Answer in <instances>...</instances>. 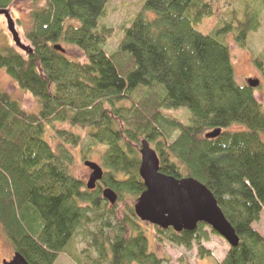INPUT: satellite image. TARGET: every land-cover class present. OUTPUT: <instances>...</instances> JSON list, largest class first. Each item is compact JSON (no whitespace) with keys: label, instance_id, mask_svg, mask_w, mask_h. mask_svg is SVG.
I'll return each instance as SVG.
<instances>
[{"label":"trees","instance_id":"trees-1","mask_svg":"<svg viewBox=\"0 0 264 264\" xmlns=\"http://www.w3.org/2000/svg\"><path fill=\"white\" fill-rule=\"evenodd\" d=\"M18 1L39 0H0V8ZM109 1L46 0L31 11L29 51L0 47V69L40 105L29 112L0 89V228L14 252L31 264H55L78 231L100 221L87 232L96 257L88 249L82 250L86 261L71 254L78 264H169L170 257L151 250V225L160 242L187 250L196 244L203 258L217 264H264V236L255 227L264 211V107L257 87L238 81L227 41L235 32L237 43L247 47L261 17L248 6L244 19L234 11L229 22L205 35L196 27L214 15L208 0H143L109 53L105 46L114 29L99 28ZM61 42L80 49L85 62L71 59ZM256 63L264 79L263 53ZM141 90L146 92L135 98ZM217 129L218 136H206ZM81 132L89 148L84 159L93 146L104 148L105 174L93 190L72 170L70 148L83 145ZM143 139L158 152L163 173L194 177L217 198L240 237L223 261L202 244L218 234L208 225L177 232L136 215L145 190L139 173ZM105 187L118 194L115 205L103 197Z\"/></svg>","mask_w":264,"mask_h":264},{"label":"rangeland","instance_id":"rangeland-1","mask_svg":"<svg viewBox=\"0 0 264 264\" xmlns=\"http://www.w3.org/2000/svg\"><path fill=\"white\" fill-rule=\"evenodd\" d=\"M143 0H110L107 5V14L100 19L99 28L108 27L112 28L113 34L107 40L106 50L109 53L114 52L120 45L124 33L121 26L130 25L133 18L141 10ZM214 9V15L205 18L200 24L197 25V30L207 35L217 25L222 24L224 21L229 22L232 19L234 11H237L239 19H244L245 12L250 6L262 19L261 28L257 31L251 32L249 35L247 47H241L236 41L235 32L227 35V41L230 45L233 63L235 66V73L240 83L246 82L248 78H259L261 85L255 89L257 98L262 102L264 107V79L256 60L259 59L260 53L264 56V0H208ZM46 4V0H39L33 4L27 1H18L13 7L9 8L12 17L15 20L16 29L20 34L21 40L24 44L30 45V42L25 38V33L30 31L33 27L31 11L39 9ZM9 43L15 45L13 36L8 28L7 19L4 15H0V47ZM67 55L80 62H85L84 53L74 45L61 42ZM0 89L7 90L14 98L20 101L22 106L29 112H37L40 105L37 99L29 92L22 90L17 82L6 72L5 69H0ZM146 90H141L134 93L135 98H139ZM125 106L131 107V101H126ZM187 110V109H185ZM188 111V110H187ZM180 117L187 118L185 113L180 114ZM58 127H64L72 130L69 124H56ZM76 130V129H75ZM52 130H49L48 138L56 147L58 139L51 138ZM84 143L83 145L70 148L74 154L72 170L74 175L85 183L87 189V182L89 180L91 169L85 165V160H91L100 164L104 171L106 168L102 163V154L104 148L102 146H93L91 156L84 159L83 154H88V145L86 141V132H81ZM53 137V136H52ZM68 147H70L67 144ZM91 191V190H90ZM127 200L131 197L126 196ZM109 206L111 205L108 203ZM102 223L90 222L83 230L78 231L73 243L69 250L63 252L55 264H78L71 254L78 256L81 261H86V257L82 254L83 249H88L91 257H96L94 249L88 246L89 235L87 232L96 230V227H101ZM209 227V226H208ZM256 229L264 236V211L259 223L255 224ZM148 234L151 239V250L158 253L160 256H168L171 258L169 264H217L215 258L202 257L198 252V246L194 244L191 250H187L184 246L174 245L167 240L159 241L160 234H158L153 225L148 226ZM202 244L209 249L218 260L223 261L230 250L229 243L220 235L210 233L209 240H203ZM14 255V250L7 240L5 234L0 228V264L4 259L10 260Z\"/></svg>","mask_w":264,"mask_h":264},{"label":"water","instance_id":"water-1","mask_svg":"<svg viewBox=\"0 0 264 264\" xmlns=\"http://www.w3.org/2000/svg\"><path fill=\"white\" fill-rule=\"evenodd\" d=\"M0 15L7 19L8 28L13 36L15 45L24 51L29 46L21 40L16 29L15 20L10 10L0 8ZM57 49H65L57 45ZM249 85L258 87L257 78H248ZM217 129L207 133V137L214 138L220 134ZM141 164L139 173L145 184V190L135 203V213L138 218L161 227L173 228L177 232L194 231L200 223H204L216 231L230 245L237 247L240 237L233 225L226 218L213 192L201 181L194 177L176 178L160 170V156L147 139H143L140 147ZM85 165L91 169L87 182L88 189H95L101 182L105 171L97 162L86 160ZM103 197L112 205L118 201V194L111 187L102 190ZM2 264H31L20 252L15 251L10 260L4 259Z\"/></svg>","mask_w":264,"mask_h":264}]
</instances>
